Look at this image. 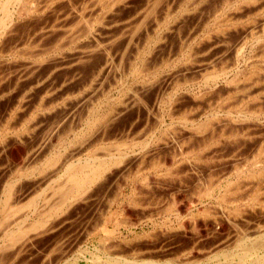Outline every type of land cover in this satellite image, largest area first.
<instances>
[{
	"label": "rangeland",
	"instance_id": "rangeland-1",
	"mask_svg": "<svg viewBox=\"0 0 264 264\" xmlns=\"http://www.w3.org/2000/svg\"><path fill=\"white\" fill-rule=\"evenodd\" d=\"M60 1L54 2V8H58V3L68 4V0ZM77 1L72 3L78 8L77 3L82 4L84 18L76 21L71 16L74 19L71 21L67 17L64 24L62 18L48 17L47 21L45 17L52 24L47 28V22L40 20L37 25L43 28L44 23L47 29L42 30L35 24L41 32L38 29L35 32L38 36L32 35L29 41L39 51L44 45L46 54L40 51L44 53L43 59L59 63L58 68H63L47 83L54 95L60 90L65 93V99L41 103L35 97L38 88L25 91L23 82L17 89H9L8 85L0 87L1 96L7 97L0 100V255L3 256L0 264H41L46 259L47 247L61 244L64 248L69 243L81 242L82 239L74 240L86 227L94 236L86 238L81 251L76 253L82 258L72 256L71 262L78 259L77 264H108L106 255L99 251L100 244L106 247L134 244L139 250L128 254L151 264H258L256 259L260 255L264 258V247L252 253L247 251L251 255L248 257L245 250L264 243V0ZM34 27L32 33L36 30ZM41 33L46 34L44 39L40 38ZM90 36L98 40L97 56L91 54L94 43ZM22 49L23 53L20 51L3 60L14 62L11 67L29 63L32 60L27 49ZM80 50L81 55L86 52L94 58L82 56L83 62H71L75 60L72 54ZM63 80L62 88L57 87ZM20 86L26 92L25 101H12L17 105L10 103ZM8 91L15 95L10 96ZM115 156H122L119 162L122 165L108 166L89 193H85L87 197L82 196L85 199L90 195L88 200L76 199L72 202L74 206L68 204L61 214L47 221L48 229L53 226L56 234L52 232L42 238L30 233L32 237L26 236L17 246L9 245L12 242L7 236L11 229L28 228L22 223L29 225L45 218L46 209L50 210L60 199L61 196L56 199L55 194H59L55 192L64 181L67 165L95 157L100 158L99 163H105ZM7 192H12L13 200L6 206ZM231 194L232 197L228 196ZM3 243L9 246L6 248ZM19 244L22 246L18 247ZM253 253L258 254L255 257Z\"/></svg>",
	"mask_w": 264,
	"mask_h": 264
},
{
	"label": "bare ground",
	"instance_id": "bare-ground-1",
	"mask_svg": "<svg viewBox=\"0 0 264 264\" xmlns=\"http://www.w3.org/2000/svg\"><path fill=\"white\" fill-rule=\"evenodd\" d=\"M56 1H58V0H0V70H1V72H0V87H2V86H7V88H9V89H12V88H18V86L20 85V84H22V82L24 83V89H25V91H27L28 90V88H30V90H32L33 91V89H36V88H38V89H36V98H38L39 100H40V102L41 103H46V101H48V100H50V101H63L64 99H65V93H63L61 90H60V92H59V94L58 95H54L53 93H52V91H51V89H50V87H51V85H50V87H49V85H48V80L51 78V76H53L59 69H63V68H58L59 67V63H57V64H53V63H49L48 61L49 60H45V58L43 59V57H44V53L43 52H45V54H46V51H43V47H44V45L42 46V47H40V51H43V52H41V53H43V54H41L40 53V51L38 50L39 48H37V46H35L34 44H31V42L29 43V41H30V39H31V36L32 35H37L38 36V34H36L35 32H37V30L40 28V29H42V30H44V29H47L48 27H50V26H48L49 24H52L50 21V23L48 24V17H50V18H55V19H60V18H62V20H65V19H67V17H68V19L69 18H71L70 20L71 21H73L74 19L73 18H76L75 20L77 21V18L79 19V18H84V16L82 17V14L84 13L83 11H84V9H82V8H80V5H82V4H79V3H77L78 4V6H79V8L78 7H76L75 6V4H73L72 3V1L73 0H68V4H69V6H68V4H59L58 3V8L57 7H55L56 9H58V10H55V8H54V6H56V4L54 5V2H56ZM62 1V0H61ZM60 1V2H61ZM64 1H66V0H64ZM63 1V2H64ZM75 1H77V0H75ZM84 1V0H83ZM87 0H85V2H86ZM130 1V0H129ZM153 1V0H152ZM161 1V0H160ZM164 1V0H163ZM162 1V2H163ZM78 2V1H77ZM100 2H101V0H100ZM111 2H112V0H111ZM110 2V3H111ZM113 2H115V1H113ZM127 2V1H126ZM138 2V1H137ZM143 2H144V0H143ZM150 2H151V0H150ZM149 2V3H150ZM193 2V1H192ZM66 3V2H65ZM76 3V2H75ZM84 3V2H83ZM91 3V2H90ZM94 3H96V2H94ZM124 3V2H123ZM128 4H129V2H127ZM145 3H147V1L145 2ZM107 5V3L105 2L104 3V5ZM111 4H113V3H111ZM141 4V3H140ZM157 4V3H156ZM161 4H163V3H161ZM170 4V3H169ZM178 4V3H177ZM195 4V3H194ZM59 5H60V7H59ZM98 5H99V3H98ZM105 5V6H106ZM109 5V4H108ZM120 5V4H119ZM121 5H123V4H121ZM143 5V4H142ZM141 5V6H142ZM146 5V4H145ZM158 5V4H157ZM245 5V4H244ZM89 6V5H88ZM103 6V5H102ZM139 6V5H138ZM149 6V5H148ZM68 7H69V9H68ZM90 7V6H89ZM93 7V6H92ZM104 7V6H103ZM143 7V6H142ZM141 7V8H142ZM156 7V6H155ZM162 7V6H161ZM176 7V6H175ZM241 7V6H240ZM87 8V7H86ZM96 8V7H95ZM112 8V7H111ZM119 8V7H118ZM153 8H154V6H153ZM164 8V7H163ZM239 8V7H238ZM97 9V8H96ZM99 9L100 8H98L97 10L99 11ZM104 9V8H103ZM116 9V8H115ZM157 9V8H156ZM148 10V9H147ZM88 11V10H87ZM89 11H91V10H89ZM93 11V10H92ZM112 11H113V9H112ZM162 11H163V9H162ZM105 12V11H104ZM144 12V11H143ZM142 12V13H143ZM155 12V11H154ZM91 13V12H90ZM112 13V12H111ZM147 13V12H146ZM145 13V14H146ZM110 14V13H109ZM171 14V13H170ZM85 15V14H84ZM91 15V14H90ZM94 16H95V14H93ZM132 15V14H131ZM156 15H157V13H156ZM70 16V17H69ZM73 18H72V17ZM89 16V15H88ZM99 16H101V15H99ZM129 16V15H128ZM143 16V15H142ZM145 16V15H144ZM149 16V15H148ZM168 16V15H167ZM45 17L47 18L46 20L47 21H45L44 19H45ZM102 17V16H101ZM136 17V16H135ZM229 17V16H228ZM44 18V19H43ZM89 18V17H88ZM99 18V17H98ZM105 18V17H104ZM155 18V17H154ZM158 18V17H157ZM160 18V17H159ZM162 18V17H161ZM231 18V17H230ZM44 20L45 22H47V25H46V23H45V27H47V28H44V23H43V28H41L40 27V25H37V23H39V21L40 20ZM55 19H52V22H53V20H54V22L56 21ZM102 19V18H101ZM118 19V18H117ZM142 19V18H141ZM243 19V18H242ZM100 20V19H99ZM124 20V19H123ZM152 20V19H151ZM184 20V19H183ZM44 21H41V22H44ZM67 20H65V21H63L64 22V24H65V22H66ZM137 21V20H136ZM226 21V20H225ZM231 21V20H230ZM58 22V21H57ZM56 22V23H57ZM61 22V21H60ZM59 22V23H60ZM68 22H69V20H68ZM80 22V21H79ZM83 22V21H82ZM90 22V21H89ZM91 22H92V20H91ZM108 22V21H107ZM114 22V21H113ZM55 23V24H56ZM67 23V22H66ZM73 22H71V24H72ZM74 23H75V21H74ZM84 23V22H83ZM221 23V22H220ZM36 24V26L38 27L39 26V28L37 29V27L35 26L34 27V25ZM58 24V23H57ZM70 23L68 24V25H71ZM79 24V23H78ZM155 24V23H154ZM42 25V24H41ZM90 26H92V24H89ZM98 25V24H97ZM64 26V25H63ZM88 26V25H87ZM143 26V25H142ZM33 27L34 28H36V30L32 33V31H31V29L32 30H34L33 29ZM53 27V29L55 28V25L54 26H52ZM62 27V26H61ZM70 27H72V26H70ZM77 27H79V26H77ZM69 28V27H68ZM67 28V29H68ZM88 28H89V26H88ZM112 28V27H111ZM230 28V27H229ZM39 29V30H40ZM90 29V28H89ZM93 29V28H92ZM91 29V30H92ZM143 29V28H142ZM60 30V29H59ZM71 30V29H70ZM69 30V31H70ZM78 30V29H77ZM87 30V29H86ZM93 30H95V29H93ZM92 30V31H93ZM68 31V30H67ZM88 31V30H87ZM87 31H86V33H87ZM97 31V30H96ZM101 31V30H100ZM39 32H41V30L39 31ZM52 33H53V30L51 31ZM54 32H55V30H54ZM57 32V31H56ZM79 32V31H78ZM90 32V31H89ZM224 32V31H223ZM43 33H46V31L45 32H43ZM60 33H62V32H60ZM59 33V34H60ZM79 33H82L81 31L79 32ZM84 33V32H83ZM92 33V32H91ZM136 33V32H135ZM24 34H26V35H24ZM46 34H48V33H46ZM46 34H44L45 36H46ZM54 34V33H53ZM64 35H65V32L63 33ZM90 34V33H89ZM107 34V33H106ZM40 35V34H39ZM41 35L43 36V37H40V38H45V36L41 33ZM40 35V36H41ZM49 35H52L51 33L49 34ZM56 35V34H55ZM71 35V34H70ZM92 35V34H91ZM93 35H94V33H93ZM57 36V35H56ZM59 36V35H58ZM57 36V37H58ZM72 36V35H71ZM74 36V35H73ZM78 36H80L79 34H78ZM99 36V35H98ZM104 36V35H103ZM50 37V36H49ZM48 37V38H49ZM56 37V38H57ZM61 37V36H60ZM85 37V36H84ZM91 37V36H90ZM95 39H94V38ZM35 38V37H34ZM37 38V37H36ZM71 38V37H70ZM77 38V37H76ZM133 38V37H132ZM53 39V38H52ZM74 39V38H73ZM38 40H40V39H38ZM47 40V39H46ZM77 40V39H76ZM91 40H93V42H91L92 44L94 43V46H93V49H90V51H91V54H95L96 55V53H98V51H97V49H98V46H99V44H98V46H97V41L98 40H96V37L95 36H92L91 37ZM128 40V39H127ZM36 41V40H35ZM42 41V40H41ZM64 41H66V40H64ZM39 42V41H38ZM70 42V41H69ZM88 42H89V40H88ZM100 42V41H99ZM106 42V41H105ZM116 42V41H115ZM114 42V43H115ZM33 43V42H32ZM41 43V42H40ZM42 44V43H41ZM45 44V43H44ZM61 44V43H60ZM101 44H102V42H101ZM127 44V43H126ZM32 45H34V46H32ZM51 45V44H50ZM67 45H69L68 43H67ZM81 45V44H80ZM108 45V44H107ZM123 45V44H122ZM39 46H41L40 44H39ZM38 46V47H39ZM62 46V45H61ZM61 46H59V48L61 47ZM88 47L89 46H92L91 44L90 45H87ZM130 46V45H129ZM55 47H56V44H55ZM62 47H64V46H62ZM77 47H78V45H77ZM84 47H86V46H84ZM131 47V46H130ZM22 48H26L27 49V53H28V57H29V59H31L32 61H29V63H27V64H23V66H22V64H17V66H15V67H18V65H19V67H18V69H16L15 67H14V65H13V67L15 68V70H13L14 71V73L12 72V68L13 67H11L12 66V64L14 63H12V64H10V62H12V61H10V62H5L3 59H4V57H9V55H15L16 53H20V51H21V49ZM41 48H42V50H41ZM58 48V47H57ZM90 48H92V47H90ZM103 48V47H102ZM243 48V47H242ZM25 49V50H26ZM30 49V50H29ZM49 49V48H48ZM84 49H86V48H84ZM129 49V48H128ZM22 50H24V49H22ZM28 50H29V52H28ZM38 50V51H37ZM45 50V49H44ZM58 50V49H57ZM62 50V49H61ZM70 50H72V49H70ZM93 50V51H92ZM130 50V49H129ZM262 50V49H261ZM90 51H88L87 53H90ZM100 51V50H99ZM105 51V50H104ZM37 52H39V53H37ZM70 52V51H69ZM79 51H76V53H71L72 54V56H74V54H75V60L73 59H71L72 61L71 62H73V61H76V62H80V61H84V60H82V56H84V57H86L87 58V56L89 55V56H91V54H86V52H83V53H85L84 55L82 54L81 55V50H80V53H78ZM106 53H107V51H105ZM122 52V51H121ZM21 53H23L22 51H21ZM110 53V52H109ZM115 53V52H114ZM65 54V53H64ZM93 54V55H94ZM19 55V54H18ZM25 55V54H24ZM24 55H22V56H24ZM66 55V54H65ZM86 55V56H85ZM91 56L92 58H94V56ZM99 55V54H98ZM122 55V54H121ZM26 56H27V54H26ZM47 56V55H46ZM89 56H88V58H89ZM97 56V55H96ZM109 56H110V54H109ZM55 57V56H54ZM57 57H59V56H57ZM91 57L89 58V60L91 59ZM51 58H53V57H51ZM106 58V57H105ZM109 58V57H108ZM119 58V57H118ZM16 59H18V58H16ZM48 59V58H47ZM99 59H100V57H99ZM25 60V59H24ZM59 60V59H58ZM60 60H62V59H60ZM88 60V61H89ZM15 61V60H14ZM88 61L86 62V63H88ZM109 61V60H108ZM16 62H18V61H16ZM50 62H52L51 60H50ZM56 62V61H55ZM104 62V61H103ZM113 62H114V60H113ZM5 63H7V64H5ZM9 63V64H8ZM25 63V62H24ZM74 63V62H73ZM77 63V64H78ZM108 63V62H107ZM118 63V62H117ZM70 64V63H69ZM68 64V65H69ZM80 64H82V63H80ZM91 64H92V62H91ZM94 64H96V63H94ZM236 64V63H235ZM24 65H26V66H24ZM64 65V64H63ZM74 65V64H73ZM76 65V64H75ZM83 65L85 66V64L83 63ZM93 65V64H92ZM101 65V64H100ZM103 65V64H102ZM263 65V64H262ZM20 66H22V67H20ZM62 66V65H61ZM77 66V65H76ZM89 66V65H88ZM87 66V67H88ZM94 66V65H93ZM143 66V65H142ZM10 67H11V70L10 71H8L9 69H10ZM68 67V66H67ZM96 67V66H95ZM203 67V66H202ZM215 67V66H214ZM13 68V69H14ZM20 68V69H19ZM71 68V67H70ZM74 68V67H73ZM81 68H83V67H81ZM92 68V67H91ZM109 68V67H108ZM144 68V67H143ZM152 68V67H151ZM76 69V68H75ZM148 69V68H147ZM206 69V68H205ZM216 69V68H215ZM238 69V68H237ZM77 70V69H76ZM95 71H96V69H94ZM99 70V69H98ZM111 70V69H110ZM140 70V69H139ZM143 70V69H142ZM60 71V70H59ZM75 71V70H74ZM103 71V70H102ZM251 71V70H250ZM65 72V71H64ZM76 72V71H75ZM110 72V71H109ZM108 72V73H109ZM122 72V71H121ZM203 72V71H202ZM254 72V71H253ZM59 73V72H58ZM68 73V72H67ZM74 73V72H73ZM250 73V72H249ZM64 73H62V75H63ZM79 74V73H78ZM136 74V73H135ZM194 74H196V72L194 73ZM61 75V76H62ZM176 75V74H175ZM178 75V74H177ZM76 76V75H75ZM79 76H80V74H79ZM120 76V75H119ZM173 76V75H172ZM218 76V75H217ZM65 77V76H64ZM90 77V76H89ZM123 77V76H122ZM227 77V76H226ZM257 77V76H256ZM60 78L61 77H59V80H60ZM68 78V77H67ZM70 78V77H69ZM74 78V77H73ZM118 78V77H117ZM170 78V77H169ZM171 78H173V77H171ZM76 79V78H75ZM91 79V78H90ZM249 79V78H248ZM247 79V80H248ZM262 79V78H261ZM52 80H54V79H52ZM68 80V79H67ZM66 80V81H67ZM78 80H79V77H78ZM180 80V79H179ZM187 80V79H186ZM198 80V79H197ZM256 80V79H255ZM263 80V79H262ZM65 80H63V82H59V85H57V87H60V88H62V83H65L64 82ZM189 81V80H188ZM259 81V80H258ZM71 82V81H70ZM75 82V81H74ZM247 82V81H246ZM75 83H78V82H75ZM256 83V82H255ZM251 84V83H250ZM26 86V87H25ZM55 86V85H54ZM65 86V85H64ZM76 86V85H75ZM173 86V85H172ZM33 87H35V88H33ZM69 87V86H68ZM4 88V87H3ZM2 88V89H3ZM6 88V89H7ZM22 88H23V86H22ZM54 88V87H53ZM103 88V87H102ZM241 88V87H240ZM9 89H7V90H9ZM27 89V90H26ZM66 89V88H65ZM3 90H5V88L3 89ZM19 90V89H18ZM24 91L23 89H21V86H20V91H19V93H17L16 94V96L15 97H13L12 96V100L11 101H9V99L7 100V101H9L10 103H12V104H15V103H13L14 101L16 102V100L18 101V100H24L25 98H26V96H25V94H26V92H22V91ZM82 90V89H81ZM103 90V89H102ZM35 91V90H34ZM57 91V90H56ZM64 91V90H63ZM65 91H67V90H65ZM0 92H1V88H0ZM4 92V91H3ZM7 92V91H6ZM9 92V91H8ZM21 92V93H20ZM105 92V91H104ZM216 92V91H215ZM263 92V91H262ZM23 93V94H22ZM31 93V92H30ZM100 93V92H99ZM226 93V92H225ZM229 93H231V92H229ZM9 94H10V96L11 95H13L12 93H10L9 92ZM67 94H68V91H67ZM75 94V93H74ZM239 94V93H238ZM245 94V93H244ZM15 95V94H14ZM30 95V94H29ZM28 95V96H29ZM35 95V94H34ZM72 95V94H71ZM163 95V94H162ZM224 95V94H223ZM226 95V94H225ZM249 95V94H248ZM9 96V95H8ZM9 96V97H10ZM68 96V95H67ZM203 96V95H202ZM32 97H34V96H32ZM31 97V98H32ZM7 97L5 96V99H6ZM217 98V97H216ZM233 98V97H232ZM4 99V96H1V94H0V100H3ZM4 99V100H5ZM264 99V98H263ZM27 100V99H26ZM13 101V102H12ZM25 101V100H24ZM28 101V100H27ZM31 101V100H30ZM49 101V102H50ZM67 101V100H66ZM65 101V102H66ZM243 101H245V100H243ZM32 102V101H31ZM64 102V103H65ZM92 102V101H91ZM212 102V101H211ZM7 103V102H6ZM21 103H22V101H21ZM67 103V102H66ZM94 103V102H93ZM23 104H24V102H23ZM28 104H30L29 102H28ZM34 104V103H33ZM32 104V105H33ZM49 104V103H48ZM57 104V103H56ZM95 104V103H94ZM226 104V103H225ZM234 104V103H233ZM242 104V103H241ZM15 105H17V103L15 104ZM22 105V104H21ZM51 105V104H50ZM199 105V104H198ZM230 105V104H229ZM6 106V105H5ZM12 106V105H11ZM28 106V105H27ZM26 106V107H27ZM47 106H49V105H47ZM183 106V105H182ZM208 106V105H207ZM221 106V105H220ZM24 107V106H23ZM199 107V106H198ZM238 107V106H237ZM30 108V107H29ZM32 108H33V106H32ZM31 108V109H32ZM36 107H34L33 109H35ZM148 108V107H147ZM195 108V107H194ZM246 108V107H245ZM4 109V108H3ZM10 109H12V108H10ZM14 109V108H13ZM21 109V108H20ZM32 109V110H33ZM90 109V108H89ZM173 109V108H172ZM196 109V108H195ZM194 109V110H195ZM236 109V108H235ZM259 109V108H258ZM262 109H264V107L262 108ZM54 110V109H53ZM113 110V109H112ZM183 110V109H182ZM2 111V110H1ZM6 111H8V110H6ZM23 111H24V109H23ZM26 111V110H25ZM28 111V110H27ZM94 111V110H93ZM169 111V110H168ZM185 111V110H184ZM241 111V110H240ZM239 111V112H240ZM4 112H5V110H4ZM33 112V111H32ZM51 112V111H50ZM112 112V111H111ZM183 112V111H182ZM186 112V111H185ZM30 113H31V111H30ZM119 113H121V112H119ZM170 113V112H169ZM177 113V112H176ZM1 114H2V112H1ZM8 114V113H7ZM42 114H44V113H42ZM116 113H114V115H115ZM122 114V113H121ZM172 114V113H171ZM182 114V113H181ZM239 114V113H238ZM36 115V114H35ZM60 115H61V113H60ZM175 115V114H174ZM192 115V114H191ZM240 115V114H239ZM246 115V114H245ZM1 116V115H0ZM8 116L9 117H11L12 116V113L11 112H9V114H8ZM16 116V115H15ZM37 116H38V113H37ZM42 116V115H41ZM45 116V115H44ZM109 116H110V114H109ZM112 116V115H111ZM162 116V115H161ZM160 116V117H161ZM173 116V115H172ZM188 116V115H187ZM14 117V116H13ZM20 117V116H19ZM25 117H26V114H25ZM24 117V118H25ZM39 117V116H38ZM174 117V116H173ZM239 117V116H238ZM1 118V117H0ZM36 118V117H35ZM159 118V117H158ZM3 119V118H2ZM16 119V118H15ZM160 119V118H159ZM231 119V118H230ZM13 120H14V118H13ZM188 120V119H187ZM186 120V121H187ZM189 120H191V118L189 119ZM15 121V120H14ZM24 121V120H23ZM210 121V120H209ZM30 122V121H29ZM191 122V121H190ZM11 123V122H10ZM22 123V122H21ZM33 123V122H32ZM112 123V122H111ZM205 123V122H204ZM213 123V122H212ZM231 123V122H230ZM1 124V123H0ZM18 124V123H17ZM52 124V123H51ZM94 124V123H93ZM162 124H164V123H162ZM33 125V124H32ZM46 125V124H45ZM102 125V124H101ZM211 125V124H210ZM10 126H12V125H10ZM16 126V125H15ZM31 126V125H30ZM36 126H38L39 127V125L37 124ZM200 126V125H199ZM213 126V125H212ZM13 127V126H12ZM38 127H36V128H38ZM250 127V126H249ZM248 127V128H249ZM10 128V127H9ZM8 128V129H9ZM14 128H16V127H14ZM35 128V129H36ZM48 128V127H47ZM176 128V127H175ZM201 128V127H200ZM207 128V127H206ZM212 128V127H211ZM1 129V128H0ZM3 129V128H2ZM28 129H29V127H28ZM34 129V128H33ZM34 129V130H35ZM59 129V128H58ZM224 129V128H223ZM232 129V128H231ZM241 129V128H240ZM243 130V129H242ZM241 130V131H242ZM23 131V130H22ZM33 131V130H32ZM43 131V130H42ZM45 131V130H44ZM235 131V130H234ZM233 131V132H234ZM29 132V131H28ZM195 132V131H194ZM197 132V131H196ZM212 132V131H211ZM237 132H239V130L237 131ZM236 132V133H237ZM32 133V132H31ZM52 133V132H51ZM61 133V132H60ZM198 133V132H197ZM217 133V132H216ZM228 133V132H227ZM232 133V132H231ZM11 134V133H10ZM28 134V133H27ZM209 134V133H208ZM221 134V133H220ZM225 134V133H224ZM18 135V134H17ZM92 135V134H91ZM195 135V134H194ZM211 135V134H210ZM228 135H229V133H228ZM101 136V135H100ZM226 136V135H225ZM193 137V136H192ZM92 138V137H91ZM123 137H121V139H122ZM189 138H191V136L189 137ZM212 138V137H211ZM6 139V138H5ZM32 139V138H31ZM162 139V138H161ZM205 139V138H204ZM203 139V140H204ZM210 139V138H209ZM183 140V139H182ZM187 140H189L188 138H187ZM197 140V139H196ZM241 140V139H240ZM3 141V140H2ZM5 141V140H4ZM6 141H7V139H6ZM164 141V140H163ZM158 142V141H157ZM173 142V141H172ZM185 142L187 143V141L185 140ZM185 142H183L184 144H185ZM189 142H191V141H189ZM208 142V141H207ZM3 143V142H2ZM10 143V142H9ZM182 143V142H181ZM194 143V142H193ZM11 144V143H10ZM35 144V143H34ZM183 144V145H184ZM204 144V143H203ZM183 145H181V146H183ZM189 145V144H188ZM220 145V144H219ZM148 146V145H147ZM13 147V146H12ZM109 147V146H108ZM114 147V146H113ZM1 148H2V146H1ZM145 148V147H144ZM194 148V147H193ZM196 148V147H195ZM261 148V147H260ZM5 149V148H4ZM209 149V148H208ZM116 150V149H115ZM189 150V149H188ZM187 150V151H188ZM195 150V149H194ZM197 150V149H196ZM262 151V150H261ZM98 152V151H97ZM96 153V152H95ZM108 153H110V152H108ZM203 153V152H202ZM127 154V153H126ZM175 154V153H174ZM183 154V153H182ZM137 155V154H136ZM159 155V154H158ZM184 155V154H183ZM119 156V155H118ZM125 156H127V155H125ZM262 156V155H261ZM114 157V156H113ZM140 157V156H139ZM178 157V156H177ZM176 157V158H177ZM197 157V156H196ZM204 157V156H203ZM202 157V158H203ZM206 157V156H205ZM204 157V158H205ZM96 158V157H95ZM91 159V158H89L86 162H84V163H81V161L80 160H78V161H80V163L78 162V164H69V165H67L66 166V169H65V171L63 172L64 173V175H63V177H64V181H62L63 179V177H61V181H62V183H60V182H57V183H60V184H58L59 186H58V188L56 189V191L57 192H55V193H58L59 195H56L55 194V196H57L56 197V199L58 198V196H61V197H59L60 199H57L58 201H56V203H54L53 202V200H52V202L54 203V205H50L51 206V208H50V210H49V208H48V210L46 209V211H48V213H46L45 214V218H42V219H38V221H36V222H34V223H32V222H30V224L28 225V223H27V225L25 224V223H22L23 225H25L26 227L27 226H29L28 228H25L24 226V228H22V226L18 229V230H16V231H13V229H9L11 232H9L8 233V231H7V233H8V236H7V238L10 240V242H12V243H9V245L10 244H13L14 245V243H15V245H16V243H18L19 241H21L22 239H24L26 236H29L30 235V233H33L34 234V236L36 235H42L41 237L43 238V236H47V235H50L52 232H54L55 230H54V228H53V226L52 227H49L50 229H48V226H47V221L51 218V217H53V216H55V215H58L59 213L61 214V212H63L64 211V209H65V207L68 205V204H72V202L74 201L75 202V200L76 199H78V198H80V197H82V196H84L85 195V193H87L88 191H89V189L90 188H92V186L98 181V180H100V178L104 175L103 173L110 167V164L111 165H115L116 164V166H117V164H121L122 165V163H119L120 162V160H121V158H122V156H120V157H118V158H116V156H115V158H113L110 162H108V160H107V162H105V163H99V162H102V161H99L100 160V158L99 159ZM98 158V157H97ZM106 158V157H105ZM109 158V157H108ZM157 158V157H156ZM172 158H175V157H172ZM111 159V158H110ZM109 159V160H110ZM136 159V158H135ZM138 159V158H137ZM139 159H141V158H139ZM208 159V158H207ZM85 160V159H84ZM61 161V160H60ZM106 161V160H105ZM122 161V160H121ZM133 161V160H132ZM131 161V162H132ZM140 161V160H139ZM138 161V162H139ZM143 161H144V159H143ZM135 162V161H134ZM161 162V161H160ZM1 163V162H0ZM151 163V162H150ZM158 163V162H157ZM163 162H161L159 165H161ZM259 163V162H258ZM261 163V162H260ZM47 164V163H46ZM130 164V163H129ZM128 164V165H129ZM135 164H136V162H135ZM134 164V165H135ZM140 164V163H139ZM155 164V163H154ZM158 164H156L155 166H158ZM185 164V163H184ZM133 165V164H132ZM131 165V166H132ZM143 165H144V163H143ZM163 165H165V164H163ZM194 165V164H193ZM208 165V164H207ZM258 165V164H257ZM109 166V167H108ZM130 166V165H129ZM128 166V167H129ZM130 166V167H131ZM154 166V165H153ZM152 167V166H151ZM116 168V167H115ZM127 167H125V169H126ZM144 168V167H143ZM155 167H153V169H154ZM159 168V167H158ZM137 169V168H136ZM146 169V168H145ZM239 169V168H238ZM115 170H117V169H115ZM133 170V169H132ZM135 170V169H134ZM44 171V170H43ZM42 171V172H43ZM110 171V170H109ZM125 171V170H124ZM128 172V171H127ZM134 172V171H133ZM50 173V172H49ZM48 173V174H49ZM264 173V172H263ZM119 174V173H118ZM122 174V173H121ZM259 174V173H258ZM257 174V175H258ZM261 174V173H260ZM259 174V175H260ZM62 175V174H61ZM127 175H128V173H127ZM126 175V176H127ZM257 175H254V176H257ZM59 176V175H58ZM108 176V175H107ZM115 176V175H114ZM122 176H124V175H122ZM260 177V176H259ZM258 177V178H259ZM47 178V177H46ZM60 178V177H59ZM58 178V179H59ZM128 178H129V176H128ZM253 178V177H252ZM255 178V177H254ZM103 179V178H102ZM247 179V178H246ZM52 180V179H51ZM149 180V179H148ZM219 180V179H218ZM250 180V179H249ZM220 181V180H219ZM51 182V181H50ZM125 182H126V180H125ZM45 183V182H44ZM264 183V182H263ZM237 184V183H236ZM213 185V184H212ZM251 185H252V183H251ZM12 186V185H11ZM112 186H113V184H112ZM118 186V185H117ZM233 186V185H232ZM237 186V185H236ZM259 186V185H258ZM18 187V186H17ZM238 187V186H237ZM236 187V188H237ZM247 187V186H246ZM254 187V186H253ZM231 188V187H230ZM257 188V187H256ZM259 188V187H258ZM54 189V188H53ZM239 189V188H238ZM238 189H237V191H238ZM243 189H245V188H243ZM262 189V188H261ZM4 190V189H3ZM52 190V189H51ZM108 190V189H107ZM211 190V189H210ZM228 190V189H227ZM240 190V189H239ZM254 190V189H253ZM136 191V190H135ZM214 191V190H213ZM230 191V190H229ZM233 191V190H232ZM259 191H260V189H259ZM16 192V191H15ZM93 192V191H92ZM140 192V191H139ZM212 192V191H211ZM231 192V191H230ZM229 192V193H230ZM242 192V191H241ZM252 192V191H251ZM254 192V191H253ZM5 193H6V191H5ZM8 193V195H6V197H7V199H6V206H7V203L11 200V198H12V192H7ZM14 193V192H13ZM17 193V192H16ZM15 193V194H16ZM28 193V192H27ZM89 193V192H88ZM204 193V192H203ZM223 193V192H222ZM226 193H228V192H226ZM258 193V191H256V194ZM197 194V193H196ZM208 194V193H207ZM209 194H210V191H209ZM235 194V193H234ZM253 194H255V193H253ZM88 195V194H87ZM140 195H141V193H140ZM157 195H159V194H157ZM251 196H252V194H250ZM248 196L247 198H249V197H251V196ZM13 196H15L14 194H13ZM28 196V195H27ZM37 196V195H36ZM86 196V195H85ZM90 196V195H89ZM89 196H88V198H89ZM201 196V195H200ZM205 196H207V195H205ZM225 196V195H224ZM223 196V197H224ZM228 196H231L232 197V194L231 195H228ZM227 195H226V197H228ZM238 196V195H237ZM48 197V196H47ZM54 197V196H53ZM87 197V196H86ZM85 197V199L86 200H88V198H86ZM208 197H212V196H208ZM226 197H224V198H226ZM246 197V196H245ZM16 198V197H15ZM84 197H82V200H85V199H83ZM91 198V197H90ZM220 198V197H219ZM224 198H223V200H224ZM253 198V197H252ZM55 199V200H56ZM227 199V198H226ZM231 198H229V200H230ZM235 199V198H234ZM245 199V198H244ZM12 200H13V198H12ZM16 200V199H15ZM35 200V199H34ZM81 200V199H80ZM85 200V201H86ZM90 200V202L92 201L91 199H89ZM174 200V199H173ZM220 200H222V199H220ZM228 200V201H229ZM233 200V199H232ZM242 200V199H241ZM252 200H256L255 198L254 199H252ZM77 201V200H76ZM140 201V200H139ZM226 201V200H225ZM224 201V202H225ZM227 201V202H228ZM238 201H240V200H237V202ZM262 201V200H261ZM13 202V201H12ZM11 202V204H13ZM32 202V201H31ZM58 202V203H57ZM73 202V203H74ZM78 202H79V200H78ZM84 202V201H83ZM96 202V201H95ZM131 202V201H130ZM134 202V201H133ZM235 201H233V203H234ZM259 202H260V200H259ZM16 203V202H15ZM38 203V202H37ZM46 203V202H45ZM77 203V202H76ZM80 203H82L81 201H80ZM89 203V202H88ZM87 203V204H88ZM98 203V202H97ZM104 203V202H103ZM226 203V202H225ZM229 203V202H228ZM10 204V205H11ZM34 204V203H33ZM79 204V203H78ZM137 204V203H136ZM159 204V203H158ZM231 204V203H230ZM48 205V204H47ZM73 205V204H72ZM71 205V207H73ZM80 205V204H79ZM86 205V204H85ZM95 205V204H94ZM12 206V205H11ZM49 205H48V207H50ZM69 206V205H68ZM96 206H97V204H96ZM99 206V205H98ZM110 206V205H109ZM30 207V206H29ZM37 207V206H36ZM100 207V206H99ZM177 207V206H176ZM33 208V207H32ZM208 208V207H207ZM10 210H12V208H9ZM35 209V208H34ZM33 209V210H34ZM39 209V208H38ZM67 209H69V207L67 208ZM67 209L65 210V211H67ZM96 209H97V207H96ZM205 209V208H204ZM93 210V209H92ZM177 210V209H176ZM210 210V209H209ZM235 210V209H234ZM234 210H232V211H234ZM239 210V209H238ZM242 210V209H241ZM12 211H14V210H12ZM44 211V210H43ZM71 211V210H70ZM91 211V210H90ZM69 212V211H68ZM94 212H95V210H94ZM98 212H99V210H98ZM241 212V211H240ZM243 212V211H242ZM17 213V212H16ZM72 213V212H71ZM97 213V212H96ZM121 213V212H120ZM174 213V212H173ZM205 213V212H204ZM15 214V213H14ZM14 214L12 215V216H14ZM42 214V213H41ZM223 214V213H222ZM241 214V213H240ZM239 214V215H240ZM244 214V213H243ZM63 215V214H62ZM89 215H91V213H89ZM105 215V214H104ZM212 215H214L213 213H212ZM217 215V214H216ZM229 215H230V213H229ZM235 214H233V216H234ZM242 215V214H241ZM40 216V215H39ZM43 216V215H42ZM92 216H93V214H92ZM228 216V215H227ZM232 216V215H231ZM41 217V216H40ZM60 217H61V215H60ZM71 217V216H70ZM88 217V216H87ZM99 217V216H98ZM221 217V216H220ZM224 217V216H223ZM238 217V216H237ZM57 218H58V216H57ZM67 218V217H66ZM69 218V217H68ZM123 218V217H122ZM207 218V217H206ZM227 218V217H226ZM236 218V217H235ZM233 219H234V217H233ZM242 219V218H241ZM13 220V219H12ZM90 220V219H89ZM93 220V219H92ZM123 220V219H122ZM130 220V219H129ZM86 221V220H85ZM127 221V220H126ZM216 221V220H215ZM228 221H230V220H228ZM96 222V221H95ZM131 222V221H130ZM238 222H240V221H238ZM52 223V222H51ZM59 223V222H58ZM57 223V224H58ZM60 223H62V222H60ZM120 223H122V222H120ZM233 223V222H232ZM21 224V225H22ZM82 224H83V222H82ZM86 224V223H85ZM231 224V223H230ZM59 225H61V224H59ZM62 226V225H61ZM93 226V225H92ZM95 226V225H94ZM57 227H59V229H60V226H57ZM80 227V226H79ZM83 227V226H82ZM90 227H91V225H90ZM98 227V226H97ZM97 227H95L94 229L93 228H91V229H93V231H95V229H97ZM233 227H234V225H233ZM99 228V227H98ZM235 228V227H234ZM238 228V227H237ZM45 229H47V231L45 230ZM82 229H84V228H82ZM89 229V228H88ZM41 230V231H40ZM245 230V229H244ZM42 232V233H37V232ZM44 231V232H43ZM236 231H238V230H236ZM80 232H81V229H80ZM75 233V232H74ZM53 234V233H52ZM54 234H56V232H54ZM58 234H60V233H58ZM76 234H77V232H76ZM241 235V234H240ZM240 235H238V236H240ZM90 236H94V234H93V232H91V230H89V232H88V230H87V227L78 235V237L77 238H75V240L74 241H76V240H81V242L80 241H78L77 243L75 242L74 243V245L73 244H71V243H69V244H67L68 246H65L64 248L62 247L63 245H61V244H59V245H57L58 247L61 245V247L59 248V249H57L58 247H56V245L54 246V245H51V246H49V247H47L48 248V251H47V254H45V253H43V254H45V257H46V259H43L42 257L43 256H41V258L43 259L42 260V263L41 264H77V262H75V261H77L79 258H82V257H80V255L79 256H77V252H79V250L81 251V245H82V243H84V240H86V238L88 239V237H90ZM30 237H32L31 235H30ZM29 237V238H30ZM49 237V236H48ZM46 238V239H49V238ZM56 236H54V238H55ZM58 237V236H57ZM56 237V238H57ZM237 237V236H236ZM264 238V237H263ZM262 238V239H263ZM136 239V238H135ZM8 240V241H9ZM25 240V239H24ZM31 240V239H30ZM34 240V239H33ZM42 240V239H41ZM53 240V239H52ZM52 240L50 241V242H52ZM258 240V239H257ZM5 241H7V240H5ZM23 241V240H22ZM40 241V240H39ZM47 241V240H46ZM126 241V240H125ZM124 241V242H125ZM128 241V240H127ZM29 242H32V241H29ZM48 242V241H47ZM46 242V243H47ZM54 242V241H53ZM60 242V241H59ZM66 242V241H65ZM79 242H80V244H79ZM253 242H256V240L255 241H253ZM264 242V241H263ZM6 243H8V242H6ZM6 243H3L4 244V247L6 246V248L9 246L8 244H6ZM27 243H28V241H27ZM56 243V242H55ZM58 243V242H57ZM56 243V244H57ZM134 243H136V242H134ZM256 243H258V242H256ZM20 244H22V243H20ZM19 244V246L18 247H20V246H22V245H20ZM30 244V243H29ZM53 244V243H52ZM63 244H64V242H63ZM78 244V245H77ZM253 244V243H252ZM14 245V246H15ZM18 245V244H17ZM16 245V246H17ZM28 245V244H27ZM27 245H26V247H27ZM47 245H49V243L47 244ZM46 245V246H47ZM65 245V244H64ZM245 245V244H244ZM249 245H251V244H249ZM14 246H12L11 245V247H13L14 248ZM25 246V245H24ZM45 246V247H46ZM99 246V245H98ZM139 246V245H138ZM0 247H2V245L0 246ZM29 247V246H28ZM27 247V248H28ZM101 249L99 250V251H102V253L103 254H105L106 255V258H107V263L109 264H151V263H148V262H145V261H143V262H141V261H138L137 259L139 258H137V259H135V257H133V256H130L128 253H130V252H132L133 254H135V253H137V251L139 250L137 247H135V245L133 244V246H130V245H128V244H124V246H121V244H118V245H114V244H112V245H110V247L109 246H102L101 244H100V246H99ZM264 247V243H258V244H256V245H254V246H252V247H249V250H245L246 251V256L248 257V255L250 254H248L247 255V251H249V252H255L257 249H259V248H263ZM245 248V247H244ZM243 248V249H244ZM4 249V248H3ZM19 249V248H18ZM246 249H248V248H246ZM1 250V249H0ZM8 250V249H7ZM10 250V249H9ZM14 250V249H13ZM12 250V252H14ZM25 250V249H24ZM47 250V249H46ZM93 250H95V249H93ZM98 250V249H97ZM3 251H6L5 249L3 250ZM21 251V250H20ZM87 251V250H86ZM258 251V250H257ZM1 252V251H0ZM7 252V251H6ZM6 252H4V253H6ZM9 252H11V251H9ZM11 252V253H12ZM21 252H23V250L21 251ZM42 252V251H41ZM45 252V251H44ZM84 252V251H83ZM263 252V251H262ZM2 254H3V252H2ZM42 254V255H43ZM254 254V253H253ZM252 254V255H253ZM258 254V253H257ZM257 254H254V256L255 255H257ZM5 255V254H4ZM15 255H16V253H15ZM57 255V256H56ZM92 255V254H91ZM236 255V254H235ZM243 255H245V254H243ZM264 255V254H263ZM1 256V255H0ZM72 256H74V257H79L77 260H73L74 262H71V260H72ZM94 256V255H93ZM249 256H251V255H249ZM259 256V255H258ZM261 256V255H260ZM260 256H259V258H255V257H253V258H255L256 259V262L255 263H258V264H264V258L262 259V258H260ZM3 256H1L0 258H2ZM5 257H7L6 255H5ZM95 258L96 257H98V256H94ZM93 257V258H94ZM234 257V256H233ZM236 257H237V255H236ZM243 257H245V256H242V258ZM8 258V257H7ZM7 258H4V260H6ZM40 258V257H39ZM38 258V259H39ZM41 258H40V260H41ZM227 258V257H226ZM230 258H231V256H230ZM239 258V257H238ZM252 258V259H253ZM3 259V258H2ZM86 259V258H85ZM91 259H92V256H91ZM244 259H246V258H244ZM1 260V259H0ZM4 260H2L3 262H5ZM10 260V259H9ZM96 260H98V259H95V261ZM1 261V262H2ZM80 261V260H79ZM94 261V260H93ZM23 262V261H22ZM70 262V263H69ZM91 262V261H90ZM240 262H241V260H240ZM253 262V261H252ZM251 262V263H252ZM15 263V262H14ZM35 264L37 263V262H34ZM104 263V262H103ZM158 263V262H157ZM3 264V263H2ZM24 264V263H23ZM27 264H29V263H27ZM31 264V263H30ZM40 264V263H39ZM79 264V263H78ZM232 264V263H231Z\"/></svg>",
	"mask_w": 264,
	"mask_h": 264
}]
</instances>
